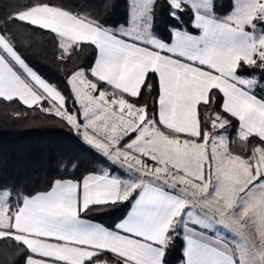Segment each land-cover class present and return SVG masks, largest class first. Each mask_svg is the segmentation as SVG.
Here are the masks:
<instances>
[{"label":"snow or ice","instance_id":"1","mask_svg":"<svg viewBox=\"0 0 264 264\" xmlns=\"http://www.w3.org/2000/svg\"><path fill=\"white\" fill-rule=\"evenodd\" d=\"M157 7L176 21L171 42L154 31ZM10 23L45 32L58 59L94 46V63L61 90L29 66ZM258 91L264 0H233L222 15L216 0H127L118 26L51 0L23 5L0 23V98L66 121L101 168L34 195L0 186V240L15 248V264H167L181 236L182 264H264ZM145 93L152 109L139 103ZM231 130L254 141L248 154L231 151ZM117 204L129 211L114 227L83 218Z\"/></svg>","mask_w":264,"mask_h":264},{"label":"trees","instance_id":"2","mask_svg":"<svg viewBox=\"0 0 264 264\" xmlns=\"http://www.w3.org/2000/svg\"><path fill=\"white\" fill-rule=\"evenodd\" d=\"M33 0H0V23L8 20L12 13ZM73 12H87L105 26L124 23L127 0H51ZM217 14L231 9L232 0H216ZM188 19L187 16L184 17ZM166 11L157 7L154 31L170 41L169 27L175 25ZM8 33L14 37L16 47L29 66L34 67L49 83L66 91L67 78L80 68H89L95 60L94 46L84 44L73 48L71 54L58 59V43L43 31L27 32L18 23L7 25ZM198 34V33H196ZM257 95L264 93L257 92ZM153 97L147 93L139 103L154 107ZM47 106V105H45ZM71 108V103L68 104ZM82 119V118H81ZM235 130L230 132V149L233 153L248 154L252 143L245 146L236 139ZM100 153L85 142L82 135L54 114L45 113L38 107L28 108L19 102L0 98V186L12 185L22 195L49 190L55 180H81L88 173L99 171L97 157ZM103 159V157H101ZM122 170L116 173L119 175ZM122 178H128L124 174ZM129 207L117 204L99 211L87 213L84 218L100 222L106 227L114 225L125 215ZM10 242L0 240V264H15V248ZM167 264H180L183 260V238L176 242L166 258Z\"/></svg>","mask_w":264,"mask_h":264},{"label":"rangeland","instance_id":"3","mask_svg":"<svg viewBox=\"0 0 264 264\" xmlns=\"http://www.w3.org/2000/svg\"><path fill=\"white\" fill-rule=\"evenodd\" d=\"M232 3H233V0H232ZM82 137H83V136H82ZM249 231H253V232H254V229H251V228H250ZM220 234H221V237H222V238H230V237L228 236V233L224 232L223 229L220 230ZM237 239H238V237H237Z\"/></svg>","mask_w":264,"mask_h":264},{"label":"crops","instance_id":"4","mask_svg":"<svg viewBox=\"0 0 264 264\" xmlns=\"http://www.w3.org/2000/svg\"><path fill=\"white\" fill-rule=\"evenodd\" d=\"M169 42H171V40H170ZM82 178H83V177H82ZM81 180H82V179H81ZM128 211H129V208H128V210L126 211V213H125L124 216H126V214H127ZM124 216H123L121 219H123ZM83 218H84V217H83ZM85 219H87V218H85ZM121 219H120V220H121ZM88 220H90V221L93 222V223L101 224L100 222H97V221H94V220H91V219H88ZM120 220H119V221H120ZM119 221H118V222H119ZM118 222H117V223H118ZM101 225H103V224H101ZM103 226H104V225H103ZM105 227H106V226H105ZM183 259H184V257H183ZM182 261H183V260H182ZM180 264H182V262H181Z\"/></svg>","mask_w":264,"mask_h":264}]
</instances>
